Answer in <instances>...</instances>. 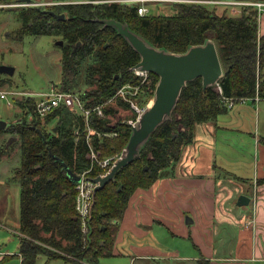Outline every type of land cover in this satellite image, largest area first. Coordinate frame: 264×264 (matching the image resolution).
I'll return each instance as SVG.
<instances>
[{
    "label": "trees",
    "instance_id": "16d2710c",
    "mask_svg": "<svg viewBox=\"0 0 264 264\" xmlns=\"http://www.w3.org/2000/svg\"><path fill=\"white\" fill-rule=\"evenodd\" d=\"M76 1L80 2L55 9L53 6L58 5H28L16 11L18 38L27 34L61 37V90H78L85 108L100 104L103 109V116L92 112L86 123L80 111L64 105L40 118L33 98L15 100L22 117L6 125L4 131L20 139V164L14 175L20 184V264H36L40 255L74 264H99L100 256L110 254L117 228L113 220L121 218L134 190L148 188L161 175L172 173L183 146L193 140L196 124L214 120L226 111L222 96L252 98L256 75L264 76V33L258 34L259 15L251 5H242L238 16H228L216 13L205 3L180 0L172 3L170 14L140 15L138 2ZM45 8L51 9L43 11ZM53 14H64V18ZM101 18L124 22L151 44L176 53L212 39L223 75L205 90L200 77L186 83L171 118L151 133L138 157L96 191L88 229L83 232L75 208L76 181L69 179L63 164L75 174L87 169L91 177L105 173L96 159L120 154L131 126L117 109L103 102L114 96L119 86L140 81L132 73L139 54L113 27L103 26L98 21ZM85 61L83 83L90 89L84 91L77 89V84ZM149 74L153 95L158 77ZM258 95L264 98V83L258 87ZM115 102L118 107L126 104L120 99ZM88 126L93 132L87 138ZM263 183L264 175L256 179V184Z\"/></svg>",
    "mask_w": 264,
    "mask_h": 264
},
{
    "label": "crops",
    "instance_id": "0c3cea01",
    "mask_svg": "<svg viewBox=\"0 0 264 264\" xmlns=\"http://www.w3.org/2000/svg\"><path fill=\"white\" fill-rule=\"evenodd\" d=\"M30 1L38 3L40 0ZM92 1H119L128 4L136 2L135 0ZM150 1L159 4L180 0H148L147 2ZM184 1H198L207 6L211 4L213 6L208 7L214 9L216 13H224L228 16H237V14L231 13L229 7L220 8L219 5H233L229 1L252 2L251 0ZM170 6L168 8L163 4L162 7H158L155 14L172 13V3ZM259 16L261 19L258 18V34H262L264 15L261 13ZM247 100L253 101L256 105L261 99L237 101L231 108L218 114L214 120L196 124L193 140L183 146L182 156L174 165L172 173L161 175L150 187L137 188L131 194L121 218L113 220L117 227L113 243L127 240L128 251L132 250L130 261L133 258L150 259L167 255L162 248H157V244L159 245L157 234L166 231L172 236L185 238L191 244L190 255L180 256V250L173 252V257L178 262L186 260L192 261V264H264V183L256 184V179L264 175V143L260 141L261 137L255 138L258 142V157L255 159L251 175L247 173V169L238 168L243 166L232 160L239 154L234 152V148L224 146L219 148L220 153H216L214 138L220 131H247L242 128L246 122ZM237 104H240L239 107ZM217 154L222 155L225 160L220 157L217 161ZM233 167L240 170V174ZM228 182L238 185L235 189L237 200L241 195L249 198L248 204L252 203L251 215L246 213L249 205H239L238 201L234 204L240 208L235 213L231 212L233 210L231 206L220 211L222 207L220 193L224 194L223 187ZM256 189L260 195H257V200L255 195V200L252 201L251 191L254 192ZM243 206L246 208L245 212ZM214 218L220 220L221 224H230L231 229L227 230L226 227L214 223ZM251 218L254 219L253 224L249 225L247 220ZM225 234L230 236L227 237ZM153 238L156 241H153ZM18 246L19 240L16 247L0 248V264H20ZM114 253L110 249V254Z\"/></svg>",
    "mask_w": 264,
    "mask_h": 264
},
{
    "label": "rangeland",
    "instance_id": "374dc122",
    "mask_svg": "<svg viewBox=\"0 0 264 264\" xmlns=\"http://www.w3.org/2000/svg\"><path fill=\"white\" fill-rule=\"evenodd\" d=\"M23 2L0 3V64L11 66L14 69L12 74L0 72V89L15 90L22 93H27L28 91L36 93L45 90L49 84H58L60 81L61 45L56 42L61 40V37L27 34L23 35L22 38H18L16 31L20 23L16 18V11L22 7H27L28 5H58L53 6L55 9L56 7L67 6L71 5V3L80 1L40 0L39 2H43L42 4H39V2L35 3L36 1H31L29 4ZM171 3L160 2L157 4V2L153 1L147 2L146 6L148 7V12L146 14H155L158 11V7H162L163 4L164 6L167 5L169 8L171 7ZM208 6L212 7L213 5L208 4ZM218 7H229L230 12H236L238 16L242 5L223 4ZM262 13L264 15V12ZM86 62L87 61L84 62L85 64L83 63L81 65L77 84V89L84 91L90 89V86L83 83L84 69L87 64ZM139 77L140 81L138 83H134L140 84V89L138 94L135 96V101L139 104V106L146 107L149 100L152 98V94L150 92L153 80L151 79L150 74H142ZM74 92L79 94L78 90H75ZM115 96L116 95L106 99L103 102L104 105L115 110L117 109L116 111L121 116L123 121L135 117V112L133 111V113L129 106H127L121 98ZM21 98L25 99V96L21 94L15 95L11 106H7L6 101L0 99V120L5 121L6 125L15 123L20 119V117H22L21 107L15 103L16 99ZM115 99H120L125 105L118 107ZM239 105L240 104H237L238 107ZM245 106H247L245 118L246 122L245 126L243 125L242 128H245V130L247 129V131H220L214 138L216 139V153H220L219 148L224 146L234 148V152L239 154H237V157L232 160L237 164H240V166H243L238 168H243V170L247 169V173L252 175L254 162H256L255 159L258 157V142L256 139L259 137L264 139V98H262L256 105L253 101L247 100L245 102ZM53 122L48 124V127L51 126ZM4 128L0 129V248H3L4 246L11 248L12 246L16 247L19 240L18 221L20 184L18 180L14 179V175L15 169L20 164V139L17 134H11L4 131ZM89 131L93 132L91 128ZM13 136L16 137V139L7 145L9 139ZM261 138L260 141L262 142ZM216 157L217 161L220 160V157L225 160L222 155L217 154ZM233 169L236 170L235 167H233ZM165 172H167V170H164L163 173ZM236 172L240 174L241 171L236 170ZM237 186L238 185L233 182H228L226 186L223 187L224 194L222 193L221 195L220 193V196L222 197L220 199V205H222V207H220V211H223L222 208L225 209L228 206H231L233 207L231 212L235 213L236 210L240 208L234 204L238 201V195L235 193ZM255 195L257 200V195H260L258 189L254 192L251 191L252 201L253 199L255 200ZM243 207L244 208L242 209L244 211L246 208L245 206ZM251 209L252 203L248 206V212L246 211V213L251 215ZM213 220L214 223L226 227L227 230L230 228V224H221L222 222L216 218ZM253 220V218L248 219L247 224L252 225ZM225 236L229 237L230 235L225 234ZM153 241H156V239L153 238ZM157 241V243H159V245L157 244V248H162V250L167 254L164 257H154L150 259L133 258L130 261V254H132V250L129 249L128 251L127 240H124L122 243L114 242L111 249L115 253L100 256L99 264H192V261L186 260H184V262H178L175 257H173V252L175 253L176 250H180V256L192 254L191 244L185 240V238L181 236H172L166 231H161L157 234ZM195 252L197 253V250H195ZM180 259L184 258L180 257ZM36 264L67 263H65L62 259L47 260L45 255H40Z\"/></svg>",
    "mask_w": 264,
    "mask_h": 264
},
{
    "label": "water",
    "instance_id": "95a60500",
    "mask_svg": "<svg viewBox=\"0 0 264 264\" xmlns=\"http://www.w3.org/2000/svg\"><path fill=\"white\" fill-rule=\"evenodd\" d=\"M24 1L28 4L31 2L30 0ZM53 15L60 19L64 18V14ZM98 21L103 26L113 27L117 34L122 36L139 54L140 59L132 69L154 73L157 75L158 80L152 98L131 126L128 141L120 152L119 157L114 160L106 173L95 177H87L89 181L95 184L91 205L93 204L96 191L102 188L109 180L114 179L115 173L120 168L138 157L140 150L151 133L161 123L171 118L180 92L187 82L200 77L202 89L205 90L206 87L217 84L218 79L223 75L222 65L212 39H206L201 44L190 45L184 52L176 53L151 44L143 36L131 30L124 22L114 18H101ZM56 43L62 45V40H58ZM79 43L77 42V44ZM13 71V67L0 64L1 73L12 74ZM5 126L6 122L0 120V129ZM15 139L16 137H11L7 145ZM63 167L69 179L72 181L80 180L78 174L73 173L64 164ZM248 201L249 198L244 195L238 198L239 205H246Z\"/></svg>",
    "mask_w": 264,
    "mask_h": 264
},
{
    "label": "built area",
    "instance_id": "2783aa9c",
    "mask_svg": "<svg viewBox=\"0 0 264 264\" xmlns=\"http://www.w3.org/2000/svg\"><path fill=\"white\" fill-rule=\"evenodd\" d=\"M139 3L137 8V12L140 15H144L148 12V8L144 5L148 0H135ZM220 2V1H217ZM226 2V1H225ZM228 2V1H227ZM229 3L233 4H241V5H251L256 8L258 15H260L264 11V1H252V2H233L229 1ZM132 72L138 76L142 74H149V72L132 69ZM258 73V72H257ZM261 83H264V76L260 77L258 74L256 75V82H255V96L252 98L242 97L239 99H235L232 97L222 96V103L225 108H231L235 102L237 101H244L246 99H254L259 100L261 99L258 95V87ZM140 89V84H132V83H125L117 88L115 91L116 96L121 98L123 102H125L130 110L134 113L135 117L127 119L126 122L132 126L135 121L138 119L140 114L144 111V106H139V104L135 101V96L138 94ZM23 95L25 99L33 98L35 101V112L39 115L40 118H43L47 113L51 112L52 110L56 109L57 107L64 105L69 109L78 110L83 115L85 122H88V116L90 113L95 112L96 114L103 116V109L100 104L95 105L91 108H85L83 106L82 100L80 95L76 92L72 91H63L59 87L58 84L51 83L47 86V88L43 91L33 93L28 91L27 93L18 92L15 90H3L0 89V99L6 101L7 106H11L13 104V99L15 95ZM90 127L88 126L87 131V138L88 134L90 133ZM76 135H79V132L75 131ZM92 156L96 159V156L93 152H91ZM119 157V154L108 156L103 159H96L97 164L105 170V173L108 169L112 166L114 160ZM90 169L84 170L83 172L79 173L80 180L76 181L75 183V208L81 218V229L83 232L87 231V219L90 214L91 202H92V192L94 183L87 179L88 171ZM255 203V201H254Z\"/></svg>",
    "mask_w": 264,
    "mask_h": 264
},
{
    "label": "flooded vegetation",
    "instance_id": "af4514ba",
    "mask_svg": "<svg viewBox=\"0 0 264 264\" xmlns=\"http://www.w3.org/2000/svg\"><path fill=\"white\" fill-rule=\"evenodd\" d=\"M42 10H43V11H48V10H50V9H46V8H45V9H42Z\"/></svg>",
    "mask_w": 264,
    "mask_h": 264
}]
</instances>
